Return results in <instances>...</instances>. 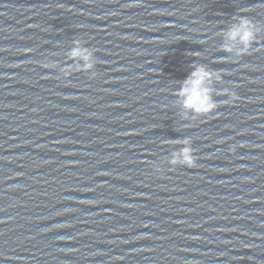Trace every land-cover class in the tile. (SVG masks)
Masks as SVG:
<instances>
[{"label":"water","instance_id":"water-1","mask_svg":"<svg viewBox=\"0 0 264 264\" xmlns=\"http://www.w3.org/2000/svg\"><path fill=\"white\" fill-rule=\"evenodd\" d=\"M195 65L223 76L193 118ZM0 264H264V0H0Z\"/></svg>","mask_w":264,"mask_h":264},{"label":"clouds","instance_id":"clouds-1","mask_svg":"<svg viewBox=\"0 0 264 264\" xmlns=\"http://www.w3.org/2000/svg\"><path fill=\"white\" fill-rule=\"evenodd\" d=\"M257 31L258 29L253 26L249 19L241 17L239 21L226 32L225 38L227 44L223 50L234 54L236 57L248 54L252 48V44L256 40ZM236 43L239 44L238 48L232 46ZM70 56L78 61L84 62L83 67L78 70L89 71L93 69L95 64L93 53L90 50L81 47L78 42L76 47L71 51ZM44 67L46 69H52L55 65L45 64ZM72 71L73 69L70 67L64 68V77H68ZM96 75L95 72H92L90 78H94ZM222 76L223 73L209 71L204 65L194 66L193 71L181 83L180 89L177 92V95L181 100V107L184 109L186 115L191 113L193 118L208 116L221 106L220 102L213 99V82H220ZM215 95L227 96L229 100L232 101L238 99L236 93L231 92L228 89L215 93ZM180 143H182V148L179 152L173 154L170 165L173 168L176 166L194 168L196 166V159L191 146V139H184ZM155 170L157 172L162 171V169L159 168H156ZM114 259L119 260L120 258L115 257Z\"/></svg>","mask_w":264,"mask_h":264}]
</instances>
